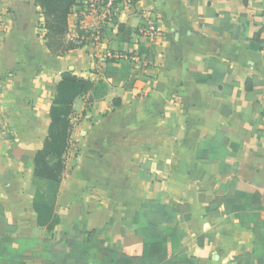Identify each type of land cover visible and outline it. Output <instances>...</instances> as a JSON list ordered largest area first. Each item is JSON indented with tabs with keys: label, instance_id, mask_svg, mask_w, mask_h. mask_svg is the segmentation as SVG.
I'll use <instances>...</instances> for the list:
<instances>
[{
	"label": "crops",
	"instance_id": "crops-1",
	"mask_svg": "<svg viewBox=\"0 0 264 264\" xmlns=\"http://www.w3.org/2000/svg\"><path fill=\"white\" fill-rule=\"evenodd\" d=\"M79 11L69 17L68 37L80 35L83 25L91 34L56 57L35 0H0V205L17 228L13 236L31 244L49 238L35 211L49 205L61 218L57 231L76 223L81 231H97L108 247L120 241L132 249L140 243L134 233L141 209L151 199L193 207L191 219L178 216L175 228L185 233L188 255L202 264H233L253 253L254 233L237 214L224 208L219 218L207 214L210 200L224 195L233 178L259 191L264 206V32L255 40L264 28V0H136L118 12V24L107 26ZM120 24L131 35L118 43ZM98 30L102 35L94 38ZM145 42L155 60L143 54L135 61ZM106 49L130 56L115 66L134 68L132 86L106 80ZM217 66L225 70L224 88L214 87L215 96L208 81ZM65 72L108 87L102 96L75 101L66 170L52 183L34 176L32 161L49 134V86ZM219 133L229 152L227 171L196 157ZM37 253H26V264H43Z\"/></svg>",
	"mask_w": 264,
	"mask_h": 264
},
{
	"label": "trees",
	"instance_id": "trees-1",
	"mask_svg": "<svg viewBox=\"0 0 264 264\" xmlns=\"http://www.w3.org/2000/svg\"><path fill=\"white\" fill-rule=\"evenodd\" d=\"M85 0H35L43 15L42 28L46 32L45 40L50 52L60 57L78 49L81 45L68 37L69 17L75 8H83ZM118 24L116 18L112 20ZM103 32V28L101 29ZM264 28L255 35L259 41ZM123 35L130 36L131 30L124 24L119 25L116 41L123 42ZM137 54L147 55L150 61L155 60V49L150 42L139 44ZM106 80L112 85L132 86L137 78L134 68L115 66V61H107ZM207 69L210 63L207 61ZM212 78L208 81L211 94L218 95L214 87L223 90L224 67L213 68ZM108 84L95 83L90 79L76 76L73 72H65L57 85L49 86L53 92L49 115L51 119L49 134L43 148L39 150L32 163L34 176L52 183H60L66 170L65 157L68 153L72 118L75 113V101L96 92L102 96ZM249 101L254 108L259 102L253 97L250 80L246 84ZM223 133L207 142L202 143L196 153L197 160L203 165L220 164L223 171L230 169L226 163L229 154L223 143ZM226 193L214 196L210 200L207 217L219 218L221 208L227 215L237 214L243 228L254 233L255 250L246 253L243 258L233 261V264H264V206L259 191L233 178L224 188ZM35 211L38 224L47 227L50 237L42 244H31L27 240H19L13 235L17 228L7 222L4 208L0 205V264H26V253L38 249L35 254L42 259L43 264H202L195 255L189 256L183 245L185 233L175 228L179 216L182 222L191 219L193 207L179 203L171 206L158 200H147L143 205L140 216L141 223L134 235L140 243L132 249H126L122 242L108 247L104 240L97 238V231L79 230L74 223L68 230L57 231L61 218L54 214L49 205H37ZM108 226L104 229L106 231ZM171 244V246H170Z\"/></svg>",
	"mask_w": 264,
	"mask_h": 264
},
{
	"label": "built area",
	"instance_id": "built-area-1",
	"mask_svg": "<svg viewBox=\"0 0 264 264\" xmlns=\"http://www.w3.org/2000/svg\"><path fill=\"white\" fill-rule=\"evenodd\" d=\"M135 2L136 0H85L84 7L80 8L79 12L82 17L88 13H92L98 17L102 26H107L114 18L117 17L118 12H120L122 8H131ZM90 34L91 30L87 26L83 25L81 34L71 39L75 41L77 40L82 44L88 39L87 37H89ZM100 35H102V32L98 30L96 32V36L94 35V38H100ZM132 57L135 61L140 60V56L138 54ZM104 58L106 61L115 62L131 59L129 55L116 52L112 49H106Z\"/></svg>",
	"mask_w": 264,
	"mask_h": 264
}]
</instances>
